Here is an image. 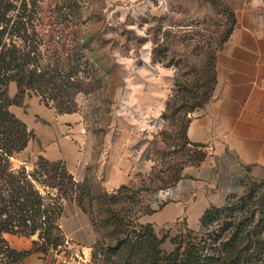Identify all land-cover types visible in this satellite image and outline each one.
<instances>
[{
	"label": "rangeland",
	"instance_id": "1",
	"mask_svg": "<svg viewBox=\"0 0 264 264\" xmlns=\"http://www.w3.org/2000/svg\"><path fill=\"white\" fill-rule=\"evenodd\" d=\"M13 3L12 12L21 15L27 30L23 34L14 27L12 33L34 40L29 32H38L40 22L48 28L45 34H33L37 40L31 45L35 59L30 66L40 67L50 61L49 67L61 73L54 79L55 94L50 80L39 83L30 77L24 80L27 85L15 79L6 81L7 109L16 119L12 127L21 134L18 141L15 138L14 148H9V166L23 169L44 197L58 193L43 174V158L28 121L54 113L74 115L91 146L93 161L78 181L97 196L90 200L89 207L94 225L98 226L94 228L98 241L92 248L91 260L104 264L134 261V257L124 258V249L113 252L106 245L123 232L133 239L139 229L134 217L143 206V193L151 186L168 185L186 159L196 158L197 150H189L183 135L186 111L207 96L212 80L211 58L226 35L228 10L219 0ZM80 29L88 32L85 42L78 39ZM109 152L113 158L129 160L134 168L133 179L113 191H106L92 170L96 164L105 163L103 159ZM260 201L264 203V179L254 178L248 180L242 193L230 197L217 211L211 210L194 226L178 220L150 225L146 230L154 234L158 255L186 251L187 258L192 259L197 253L214 252L221 255L220 263L228 264L240 252L242 256L250 253L264 260V228L257 233L256 225L264 216ZM60 202L52 205L61 206L60 216L79 208L74 196L63 197ZM82 202L87 207L85 197ZM57 209H53L52 216ZM111 214L119 218L122 232L109 237L112 225L102 219ZM6 233L16 234L3 232L2 236ZM50 234L56 238L51 250L59 249L60 253L65 244L63 235L59 230ZM30 235L35 242L41 240L37 230ZM6 264L20 262L9 257Z\"/></svg>",
	"mask_w": 264,
	"mask_h": 264
},
{
	"label": "crops",
	"instance_id": "2",
	"mask_svg": "<svg viewBox=\"0 0 264 264\" xmlns=\"http://www.w3.org/2000/svg\"><path fill=\"white\" fill-rule=\"evenodd\" d=\"M219 1L232 12L233 23L213 51L211 95L186 111L183 129L189 150L203 154L186 159L168 185L151 186L143 193V206L135 215L138 223L182 220L194 226L206 208L224 205L243 192L248 180L264 179V0ZM28 127L42 157L60 160L75 181L83 179L93 162L91 146L74 115L33 117ZM103 160L92 170L106 191L133 179L129 160L113 158L110 152ZM165 187H170V196L156 202L157 190ZM57 223L65 241L62 254H56L59 249L37 250L32 235L6 233L3 238L11 248L26 251L22 264H58L61 257L74 256L96 264L91 252L98 234L88 213L71 208Z\"/></svg>",
	"mask_w": 264,
	"mask_h": 264
},
{
	"label": "trees",
	"instance_id": "3",
	"mask_svg": "<svg viewBox=\"0 0 264 264\" xmlns=\"http://www.w3.org/2000/svg\"><path fill=\"white\" fill-rule=\"evenodd\" d=\"M13 1L14 0H0V264H6V262L9 261V257L16 258V260L22 264V257L26 254L25 250L18 251L11 248L3 238V232L30 235L37 230L38 237L41 240L36 242L37 244L35 245V248L41 252L54 248L53 245L56 243V238L52 237L50 233L53 230H59L57 222L60 213L62 212V208L61 206L59 207V205L54 207L52 205L55 203H61L60 199L63 197L70 199L74 196V202L79 209L88 213L92 226L94 228L98 227L97 225H94L89 210L90 200L96 199L97 196L93 195L88 188H85V186L80 185L78 181H75L60 160H48L42 157L43 161L41 164L43 168H45L43 174L49 179V181H51L52 186H55L58 192L54 193V196H48V198L40 194L33 185V179H31L23 169L13 170L9 166V148H14L16 143L13 142L15 138L18 141L21 134L19 131L13 130L12 127V123L15 122L16 119L12 117L7 109V102L5 101L4 95L6 81L8 79H15L18 84L23 81V84L27 85L24 80L28 81L30 77L37 78L39 83L44 80H50L52 91L55 94L54 89L56 88V82L54 79H56L61 73L56 72L49 67L51 65V63H49L50 61L48 64L40 67L30 66V62L35 59L34 50L32 51L31 45L37 40V38L33 37V34H45V31H47L48 28L40 22L38 24V32H29L34 40L24 38L20 34L15 35V33H12L11 30L14 31L16 28L23 34L24 30H27L25 27L26 21L21 15L12 12V9L15 7ZM220 3L224 5V8L228 10L230 15V22L225 35L226 37L233 23V15L225 4L222 2ZM24 5L25 3L22 2L21 6ZM12 13L14 14L13 19ZM86 33L88 32L80 29L78 39L81 42H85L89 37L85 35ZM15 36L19 39L15 38ZM211 69L212 80L207 96L196 104L190 106L187 110H191L195 106L201 105L211 95L213 88V54L211 58ZM44 75L47 76L44 77ZM46 86L47 88H51L48 85ZM11 142L12 144L9 145ZM202 154L203 153L197 151L196 159L201 158ZM58 163L60 164V167L58 166ZM174 179H172V181ZM84 197L87 207L84 206V203L82 202ZM225 204L222 206H210L206 208L200 215L199 220L202 221L204 217L211 214V210L217 211L225 206ZM258 205L263 208L264 203L260 201ZM54 208L58 209L56 215L52 216ZM112 219L116 221L112 222ZM118 220L119 218L115 217L113 214L107 219H102V221L112 225L109 230V237H111L112 234L114 235L122 232L119 229L121 223L119 224L120 221ZM135 222L139 229L136 234H133V239L129 236L130 234L123 232L124 235H115L113 243H108L106 245L111 248L113 252L118 251L120 248L124 249L123 255L127 260L132 257L135 258L134 261H124V264H224L220 263L222 259L221 255L214 254V252H212V254L204 253L202 255L197 253L192 259L187 258L186 251L169 252L166 255H158L159 250L155 243H153L154 234L152 232L148 233L146 230L151 224L138 223L136 220ZM256 225H259L257 230V233H259V231L264 228L263 215L260 217ZM253 229L255 230V227ZM254 230L253 233H255ZM97 241L98 239L93 243L92 248ZM245 249L247 251L248 247ZM262 261L264 262L263 258L259 255H252L249 253L246 256H242L239 252L229 259L228 264H262ZM111 264H114V262H111Z\"/></svg>",
	"mask_w": 264,
	"mask_h": 264
},
{
	"label": "built area",
	"instance_id": "4",
	"mask_svg": "<svg viewBox=\"0 0 264 264\" xmlns=\"http://www.w3.org/2000/svg\"><path fill=\"white\" fill-rule=\"evenodd\" d=\"M171 194L170 192V187H165L163 189H158L156 192V202H160L161 200L169 197ZM56 254H59V250L57 251ZM96 264H99L100 262L98 260H95ZM58 264H84L83 260L80 259L79 257H61V259L59 260Z\"/></svg>",
	"mask_w": 264,
	"mask_h": 264
}]
</instances>
